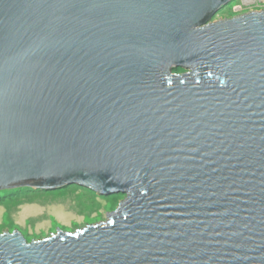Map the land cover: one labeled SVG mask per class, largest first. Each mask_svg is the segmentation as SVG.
<instances>
[{
  "label": "water",
  "instance_id": "1",
  "mask_svg": "<svg viewBox=\"0 0 264 264\" xmlns=\"http://www.w3.org/2000/svg\"><path fill=\"white\" fill-rule=\"evenodd\" d=\"M231 1L0 0V191L127 194L0 264H264V10Z\"/></svg>",
  "mask_w": 264,
  "mask_h": 264
},
{
  "label": "rangeland",
  "instance_id": "2",
  "mask_svg": "<svg viewBox=\"0 0 264 264\" xmlns=\"http://www.w3.org/2000/svg\"><path fill=\"white\" fill-rule=\"evenodd\" d=\"M258 9L262 11L264 6ZM249 11V5L232 0L213 20L232 18ZM185 71L184 68L175 70L176 73ZM126 197V193L95 190L81 183L0 191V233L19 230L28 242H32L48 238L58 230L75 232L107 221L108 213L117 210Z\"/></svg>",
  "mask_w": 264,
  "mask_h": 264
},
{
  "label": "built area",
  "instance_id": "3",
  "mask_svg": "<svg viewBox=\"0 0 264 264\" xmlns=\"http://www.w3.org/2000/svg\"><path fill=\"white\" fill-rule=\"evenodd\" d=\"M240 2H243L247 5H249L250 7V11H254V10H259L258 7L259 6H264V0H240ZM240 8L242 7L241 5H238ZM260 11V10H259Z\"/></svg>",
  "mask_w": 264,
  "mask_h": 264
}]
</instances>
